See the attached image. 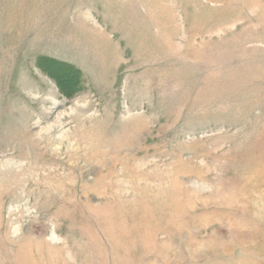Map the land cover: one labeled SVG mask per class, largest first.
<instances>
[{"label":"rangeland","instance_id":"1","mask_svg":"<svg viewBox=\"0 0 264 264\" xmlns=\"http://www.w3.org/2000/svg\"><path fill=\"white\" fill-rule=\"evenodd\" d=\"M0 264H264V0H0Z\"/></svg>","mask_w":264,"mask_h":264}]
</instances>
